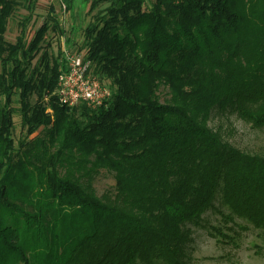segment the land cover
Instances as JSON below:
<instances>
[{
  "label": "trees",
  "instance_id": "obj_1",
  "mask_svg": "<svg viewBox=\"0 0 264 264\" xmlns=\"http://www.w3.org/2000/svg\"><path fill=\"white\" fill-rule=\"evenodd\" d=\"M62 1L86 4L74 51L112 96L62 104L55 9L10 42L38 0H0V264H190L192 226L223 232L210 211L264 236V152L211 126L264 128V0Z\"/></svg>",
  "mask_w": 264,
  "mask_h": 264
},
{
  "label": "rangeland",
  "instance_id": "obj_2",
  "mask_svg": "<svg viewBox=\"0 0 264 264\" xmlns=\"http://www.w3.org/2000/svg\"><path fill=\"white\" fill-rule=\"evenodd\" d=\"M61 2L63 1L38 0L33 10H28V4L23 3L9 21L7 40L16 41L22 30L21 22L27 17L31 19L27 32L29 37H32L50 16L51 8H54L59 17L60 26L64 29L62 35L49 32L54 53L57 55L59 49L62 53L65 47L78 51L84 40L83 28L90 20L87 6L83 1H78L74 8L63 14ZM14 106L18 105L15 103ZM14 123V139L17 142L25 135V130L19 115H15ZM211 126L215 129L220 128L224 137L236 147L246 151L264 152V128H252L235 114L214 117L211 120ZM35 136L36 134L31 138ZM112 185L113 180L105 173L99 176L95 182L99 193L104 192ZM206 220L212 225L221 226L223 232L220 235L214 232L210 233V230L205 227L192 226L190 235L193 241L187 249L190 264H264V236L258 230H253L251 227L245 228V225H240V221L237 226L230 222L226 227L225 221L214 211L205 215L204 221L206 222Z\"/></svg>",
  "mask_w": 264,
  "mask_h": 264
},
{
  "label": "built area",
  "instance_id": "obj_3",
  "mask_svg": "<svg viewBox=\"0 0 264 264\" xmlns=\"http://www.w3.org/2000/svg\"><path fill=\"white\" fill-rule=\"evenodd\" d=\"M67 10V6L61 2L62 13L65 14ZM62 53L63 67L57 83L59 101L70 107L82 102L91 108L105 104L111 98L112 91L91 72L90 62L68 47Z\"/></svg>",
  "mask_w": 264,
  "mask_h": 264
}]
</instances>
